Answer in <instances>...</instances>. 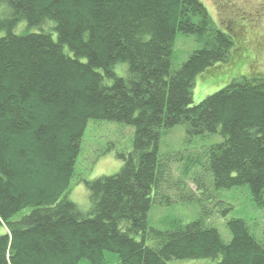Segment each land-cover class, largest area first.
I'll list each match as a JSON object with an SVG mask.
<instances>
[{"label": "trees", "instance_id": "1", "mask_svg": "<svg viewBox=\"0 0 264 264\" xmlns=\"http://www.w3.org/2000/svg\"><path fill=\"white\" fill-rule=\"evenodd\" d=\"M0 4L11 10L0 19V264H105L106 253L117 264H264V242L244 219L226 221V243L203 217L174 219L166 230L147 223L166 173L159 138L175 126L188 137L219 135L205 153L212 187L247 186L254 205H264V74L192 105L196 78L215 75L238 48L233 19L217 27L201 0ZM22 20L54 26L15 34ZM177 33L198 49L173 69ZM120 63L125 76L115 72ZM90 120L131 125L134 138L117 173L85 182V212L66 194Z\"/></svg>", "mask_w": 264, "mask_h": 264}, {"label": "rangeland", "instance_id": "2", "mask_svg": "<svg viewBox=\"0 0 264 264\" xmlns=\"http://www.w3.org/2000/svg\"><path fill=\"white\" fill-rule=\"evenodd\" d=\"M201 1L217 27L224 29L232 26L229 19H233L238 48L233 49L227 62L221 63L215 75H206L204 80L196 78L192 105L198 104L233 80L264 74V0ZM10 13L8 6L0 4V19L8 18ZM53 26L50 20L40 26H27L22 20L13 32L21 35L40 30L50 31ZM3 34L4 31L0 33ZM196 49L198 47L193 37L177 33L173 69H178ZM224 69L225 72H221ZM115 72L125 76L126 64H118ZM133 138L134 127L131 125L107 120L88 121L81 138L67 199L87 212L90 203L85 182L117 173L123 164L119 156L131 151ZM221 141L222 138L217 134L188 137L183 126L161 132L158 151L164 158L166 173L147 214L149 227L166 230L169 222L174 219L186 224L203 217L207 225L218 230L226 243L231 238L226 221L241 218L247 221L257 240L264 242V205H254L247 186L223 190L212 187L211 173L204 167L205 153L211 145ZM202 210L206 214H202ZM147 245L151 246L153 242L148 240ZM106 257L108 263L105 264H117L113 253H106ZM166 264H218V260H169Z\"/></svg>", "mask_w": 264, "mask_h": 264}]
</instances>
